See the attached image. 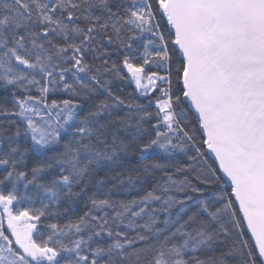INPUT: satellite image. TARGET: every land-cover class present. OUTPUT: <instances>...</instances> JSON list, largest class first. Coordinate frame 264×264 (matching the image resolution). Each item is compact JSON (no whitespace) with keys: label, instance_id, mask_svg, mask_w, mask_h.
Returning <instances> with one entry per match:
<instances>
[{"label":"snow or ice","instance_id":"snow-or-ice-1","mask_svg":"<svg viewBox=\"0 0 264 264\" xmlns=\"http://www.w3.org/2000/svg\"><path fill=\"white\" fill-rule=\"evenodd\" d=\"M0 264H264V0H0Z\"/></svg>","mask_w":264,"mask_h":264}]
</instances>
